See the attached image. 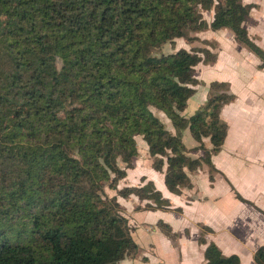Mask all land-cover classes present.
<instances>
[{
	"label": "trees",
	"instance_id": "1",
	"mask_svg": "<svg viewBox=\"0 0 264 264\" xmlns=\"http://www.w3.org/2000/svg\"><path fill=\"white\" fill-rule=\"evenodd\" d=\"M254 8L243 0H0V264L141 256L118 198L137 197L145 203L137 209L150 212L172 205L152 181L119 188L141 158L137 137L170 193L191 188L203 167L215 182L213 157L229 131L221 113L237 96L228 82H212L206 104L182 115L204 85L197 67L217 62V43L199 34L227 30L264 69V49L247 29ZM211 232L203 227L199 239L205 264H242L208 244ZM254 260L264 264V246Z\"/></svg>",
	"mask_w": 264,
	"mask_h": 264
},
{
	"label": "crops",
	"instance_id": "2",
	"mask_svg": "<svg viewBox=\"0 0 264 264\" xmlns=\"http://www.w3.org/2000/svg\"><path fill=\"white\" fill-rule=\"evenodd\" d=\"M243 2L255 5L251 12L254 22L249 23L247 29L250 37L264 49V0ZM206 14H212L211 18ZM206 14L205 19L212 23L214 12ZM220 31V37L231 38L228 33H223L227 30ZM214 40L217 43L214 50L218 55L217 62L213 66L202 65L205 68L201 78L205 79L204 73L217 69L230 58L227 62L232 65L235 77L230 78V82H219H228L237 96L236 101L225 106L221 113L229 131L222 151L213 157L220 174L212 184L207 168L203 167L190 175L191 188L184 189L181 195L172 194L165 185L164 174L152 169L149 146L138 141L137 137L141 158L135 168L128 171V178L119 188L141 186L152 181L170 200L172 207L168 212H150L137 209L145 204L137 197L128 200L118 198L132 228V236L142 249L141 256L126 259L120 264H205L207 246L199 243L203 227L212 230L205 237L208 244H216L225 256H238L242 264H256L255 253L264 246V69H260L261 61L255 55L239 44L242 48L234 45L232 38L231 43ZM224 47L230 49L225 50ZM202 82L204 85L197 87V93H202L203 104L196 112L208 101L209 85L215 81ZM240 84L241 89L233 91ZM200 87L205 88L201 91ZM159 116L165 118L164 115ZM163 120L168 129L174 131L171 122ZM185 137L187 145L194 147L195 142L188 133ZM203 154L199 151L194 156ZM236 193L250 203L240 201ZM109 194L115 196L117 192L109 191ZM178 209L181 212H177ZM160 222L169 225L172 233L164 232Z\"/></svg>",
	"mask_w": 264,
	"mask_h": 264
},
{
	"label": "rangeland",
	"instance_id": "3",
	"mask_svg": "<svg viewBox=\"0 0 264 264\" xmlns=\"http://www.w3.org/2000/svg\"><path fill=\"white\" fill-rule=\"evenodd\" d=\"M206 15L210 19L212 14L211 15L209 14V16H208V14H206ZM220 32H222V31H212V30H210V31H208L206 33L200 34L199 36H200V39H202V40H211L212 42H214L215 41L214 39L216 38L217 40H220V42H222V43H225V42L231 43V38H232V43H234V45L242 48L241 46H239L238 44H236L234 42L233 35L231 33L224 31L223 33H228L229 35H231V38L230 37L229 38H225V37H220V35H221ZM198 43H199L198 44L199 46H201V47L203 46L204 47V44H202L201 40ZM180 48L190 49V47L188 45H186V42H184V41H180L179 42L178 49H180ZM224 49L225 50H229L230 48L224 47ZM165 50H166V52L170 51V47H167ZM229 60H230V58L226 59L225 61H223L217 67V69H210L206 73H204V78L205 79H203V80H205L206 82L207 81L208 82H212V81H228V82H230V78H234L235 77V73L233 71L232 65L229 62H227ZM204 68L205 67H203L201 65V66L197 67V69H196L197 70L196 77L199 80H201V81H203L201 76H202V73L204 71ZM238 79H239V77H238ZM236 86L238 88L234 89L233 91H238L239 89H241V84H240V86L239 85H236ZM204 88L205 87H200L199 89H201V91H202ZM207 94H208V90H207ZM201 100H202V93H197V95L194 96L192 98V100L190 101L188 109L184 112L183 116L184 117H190L191 115H193L196 112V110L198 109V107L201 104H203V103H201L202 102ZM163 119H167V118L165 117ZM138 141H143L146 144V142L144 141V139L142 137H139ZM111 193H114V192H111ZM147 213L148 212H145V214H147ZM141 253H142V249H141ZM245 259H248V258H245Z\"/></svg>",
	"mask_w": 264,
	"mask_h": 264
}]
</instances>
